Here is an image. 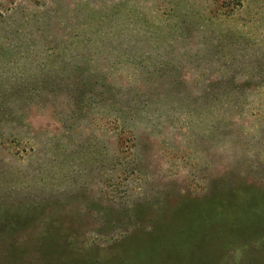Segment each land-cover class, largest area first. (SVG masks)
<instances>
[{
  "label": "rangeland",
  "instance_id": "obj_1",
  "mask_svg": "<svg viewBox=\"0 0 264 264\" xmlns=\"http://www.w3.org/2000/svg\"><path fill=\"white\" fill-rule=\"evenodd\" d=\"M239 186L264 195V0H0V264H46L44 232L131 263ZM209 224L181 251L258 262L264 220L225 252Z\"/></svg>",
  "mask_w": 264,
  "mask_h": 264
},
{
  "label": "trees",
  "instance_id": "obj_2",
  "mask_svg": "<svg viewBox=\"0 0 264 264\" xmlns=\"http://www.w3.org/2000/svg\"><path fill=\"white\" fill-rule=\"evenodd\" d=\"M241 188L242 187L239 186L232 190L233 194H231V199L234 201L233 205H229L228 207L225 206V194L220 193L214 195L208 200H211L208 208H206L204 204H198L189 211L184 212L182 218L176 215L177 219L171 224L163 223L166 226L161 228L147 240H139L135 246H130L131 248L128 250L130 251L129 260L131 263L128 260L127 263L117 260L114 264H184V262H186V264H216V259L219 260L218 257L209 259L205 255L198 256L199 253L193 251H181L186 248L185 246L180 248V243L175 240V237L177 234L183 235L182 240L185 241V245L187 243L200 242L202 241L201 237H195L196 233L199 234L198 232L203 228L205 230L207 227L205 223L208 222L210 224L215 223L214 225L219 227V233L210 236V240L212 241L210 243L211 247H217V249L225 252L226 250H231L236 243L242 244L243 246L247 242L250 243L251 237L253 238V236H256V231L259 230L264 220V195L254 192L252 198L245 201L244 195L246 193ZM186 214L190 215L185 217ZM186 224L190 227H194L198 232H195V235H193L179 229V227L181 228ZM44 233L47 234V232ZM46 234H41V237L47 238L48 244L45 243V239L44 242L37 243L39 246L37 247L38 259L42 263L47 262L46 264L75 263L74 261L72 262L71 259L69 261L68 257L64 256V250L63 248L61 249L63 245L60 239L53 233L51 238L50 236H45ZM205 237L206 239L208 238L207 235H205ZM207 241L209 242V239ZM169 248L170 252L161 251L162 249L168 250ZM257 256L259 259L258 262L249 261V264H262V260L264 261V247H260L257 251ZM167 257L173 259L166 261L165 259H167ZM80 264L95 263H88V261L84 259ZM98 264L102 263L99 262Z\"/></svg>",
  "mask_w": 264,
  "mask_h": 264
}]
</instances>
